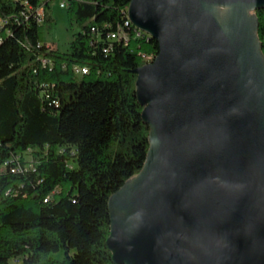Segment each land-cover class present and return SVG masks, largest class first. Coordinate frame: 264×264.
<instances>
[{
	"label": "trees",
	"instance_id": "obj_1",
	"mask_svg": "<svg viewBox=\"0 0 264 264\" xmlns=\"http://www.w3.org/2000/svg\"><path fill=\"white\" fill-rule=\"evenodd\" d=\"M51 2L0 0V264H116L108 201L147 158L135 70L159 44L131 0H69L80 30L61 52L42 36ZM256 29L264 56V8Z\"/></svg>",
	"mask_w": 264,
	"mask_h": 264
},
{
	"label": "water",
	"instance_id": "obj_2",
	"mask_svg": "<svg viewBox=\"0 0 264 264\" xmlns=\"http://www.w3.org/2000/svg\"><path fill=\"white\" fill-rule=\"evenodd\" d=\"M236 4L264 8L131 0L159 53L135 70L146 161L108 201L116 264H264V67L246 31L227 33L212 12Z\"/></svg>",
	"mask_w": 264,
	"mask_h": 264
},
{
	"label": "rangeland",
	"instance_id": "obj_3",
	"mask_svg": "<svg viewBox=\"0 0 264 264\" xmlns=\"http://www.w3.org/2000/svg\"><path fill=\"white\" fill-rule=\"evenodd\" d=\"M61 2L62 0H52L50 3L48 12L51 22L42 23V36L46 43L52 44L61 52H64L69 48L73 34L78 32L80 28L76 25L70 26L68 7L61 8ZM212 12L227 33L230 34L238 28H243L246 31L247 44L252 49L256 59L264 67V56L261 52L256 29V8L236 4L231 6H214L212 7ZM137 175L126 183L124 189L133 184Z\"/></svg>",
	"mask_w": 264,
	"mask_h": 264
},
{
	"label": "built area",
	"instance_id": "obj_4",
	"mask_svg": "<svg viewBox=\"0 0 264 264\" xmlns=\"http://www.w3.org/2000/svg\"><path fill=\"white\" fill-rule=\"evenodd\" d=\"M60 7L61 8H66V2H61L60 4ZM39 15L41 16L42 18V15H43V9H40V12H39ZM0 32H1V29H2V26L4 25V19L0 17ZM136 36L137 37H142V36H146V32L145 31H136ZM108 38L109 39H116L117 38V35L116 34H110L108 35ZM2 38H1V35H0V42H1ZM129 41L128 37L125 36V43L127 44ZM150 61V60H149ZM149 61H147L149 63ZM42 64L44 66H48L50 65L49 61L47 60H42ZM83 72H86L87 70L86 69H82ZM13 172L16 171V169L12 170Z\"/></svg>",
	"mask_w": 264,
	"mask_h": 264
},
{
	"label": "bare ground",
	"instance_id": "obj_5",
	"mask_svg": "<svg viewBox=\"0 0 264 264\" xmlns=\"http://www.w3.org/2000/svg\"><path fill=\"white\" fill-rule=\"evenodd\" d=\"M62 2H66V7L68 6V2H69V0H62ZM222 10H223V8H222ZM221 10V11H222ZM227 12V11H226ZM224 14V13H223ZM39 21V23H42V18H40V20H38ZM44 21V20H43ZM140 31H143V30H141V29H139ZM146 35H148V36H150V34H148L147 32H146ZM1 43V42H0ZM2 44V43H1ZM154 60V59H153ZM152 62V61H151ZM150 63V62H149ZM153 149H154V143L152 144V150H151V153H150V156L152 155V153H153ZM123 195H125V194H122V196Z\"/></svg>",
	"mask_w": 264,
	"mask_h": 264
}]
</instances>
